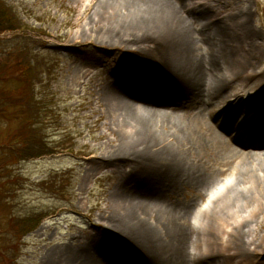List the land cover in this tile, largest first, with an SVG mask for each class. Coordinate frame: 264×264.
<instances>
[{
	"label": "bare ground",
	"instance_id": "1",
	"mask_svg": "<svg viewBox=\"0 0 264 264\" xmlns=\"http://www.w3.org/2000/svg\"><path fill=\"white\" fill-rule=\"evenodd\" d=\"M91 1L94 6L83 11L89 13L87 22L103 20L107 27L100 30L102 37L85 45L112 56L113 81L101 86L97 95L102 114L114 128L118 151L87 166L88 173L111 168L119 174L111 198L123 229L108 249L99 243L88 252L73 248L63 262L264 264V245L248 241L253 225L264 228V151L246 149L264 148V123L260 122L264 76L253 70L262 44L259 34L248 26L247 14L232 16L240 32L237 38L219 15L199 16L205 27L221 34L218 38L192 30L182 0ZM78 33L75 39L84 43L83 33ZM94 61L85 66L92 68ZM85 66L72 71L75 80L87 76ZM252 80L254 90L229 98L228 81L247 86ZM255 99L253 113L242 121L245 126L237 123L238 131L245 132L230 136V118L236 108L250 107ZM206 102L222 107L211 111ZM181 109L183 116L178 115ZM218 113L221 121L226 117L223 122H215ZM245 133L249 145L241 140ZM233 143L241 149L236 150ZM220 174L228 177L218 184L215 176ZM185 187L195 188L197 197L186 203L164 202L166 192L171 195ZM218 187L220 194L209 199ZM201 198L206 207L196 208ZM187 219L188 224L179 223Z\"/></svg>",
	"mask_w": 264,
	"mask_h": 264
},
{
	"label": "rangeland",
	"instance_id": "2",
	"mask_svg": "<svg viewBox=\"0 0 264 264\" xmlns=\"http://www.w3.org/2000/svg\"><path fill=\"white\" fill-rule=\"evenodd\" d=\"M2 1L12 7L20 17L21 22L18 26L23 28V31L2 33L0 52L1 49L14 50L16 45L27 43L28 49L33 53V66H38L34 70L39 83L35 86L37 99L41 96L45 97L44 103L50 106L53 112L43 123L42 129L38 125H33V128L37 129L35 136L44 138L50 145L49 150L56 146L53 144L56 142L62 143L60 148H70L63 151L54 149L52 154L38 158L27 157L20 160L16 166L10 167L13 168L14 173L20 175L21 179L13 185L18 191L12 204L13 214L18 217L37 213L43 215L39 225L21 239L14 262L15 264H65L64 257L73 248H82L88 252L89 248L97 247L99 243L108 249L110 243L121 236L120 229H123L119 221L120 211L111 198V190L120 180L119 174L111 168L88 173L90 168L87 166L95 158L111 157L118 151L117 136L107 117L102 114L101 102L97 95L101 86L113 81L112 56L108 51H98L95 47L85 45L86 41L95 42V38L102 37L104 31L100 30L107 26L103 20L94 21L92 24L87 22L89 13L87 15L83 11L88 5L94 6L95 1L91 0ZM180 3L183 4L181 5L184 7V12L190 18L192 30L217 35L218 38L221 34L214 30V27H205L204 20L199 19V16L219 15L225 19L226 27L237 38L240 37V32L233 23L236 17L232 20V16L246 13L248 26L259 34V42L262 44L261 53L257 58L258 63L253 70L264 76V0H182ZM90 13L92 14L91 10ZM78 32L83 33L81 40L84 43H80L78 38L75 39L79 35ZM150 42L151 39L145 44L149 45ZM232 43L235 41H230V44ZM136 44L141 43L137 40ZM244 45L246 44H242ZM201 49L206 54L207 48L202 45ZM36 56L38 58H35ZM89 61L95 62L92 68L85 66ZM0 62L4 66V57ZM83 66L89 71L87 76L75 80L72 71L76 67ZM49 67L51 71H47ZM27 72L28 70L24 72L26 76L23 77L28 79ZM12 73H15V69ZM17 79L25 80L21 72H17ZM227 83L230 84L227 85L226 90L229 98L240 91H252L256 85L255 80L249 81L247 86L238 81ZM11 85L14 83L11 82ZM2 91H5L4 87H0V103L4 106L10 105V100H6L7 93L2 94ZM206 105L211 111L214 106L217 109L222 107L217 102H206ZM255 106H257L256 99L252 101L250 107H244L242 104L236 108L237 113L230 118L228 129L230 136L235 138L245 132L238 131L240 126L237 122L240 124ZM0 114V142H3L17 125L11 122L12 116H7L2 109ZM183 114H185L184 109H181L178 115L183 116ZM220 116L221 113L214 116L215 122H223L226 118L221 121ZM229 116L230 114H227V117ZM260 117L261 115L255 117L256 121ZM260 122L264 123V116L260 118ZM255 130L259 132L262 127ZM247 137L248 134L245 133L241 140L246 142ZM233 147L236 150L241 149L235 143ZM246 149L253 153L264 151V148L255 147ZM2 156L6 155H2L0 151V159ZM127 163H132L131 157ZM54 173L65 174L69 179L68 190L63 195L47 190V186L43 192L39 189L38 184L50 183V175ZM227 177L228 174H220L215 176V179L219 184ZM221 190L220 187L214 189L208 195L209 199L215 198ZM197 195L195 188L185 187L177 189L171 195L166 192L163 200L168 202L169 199H174L175 203H186ZM196 203L198 204L196 208H204L207 202L201 198ZM189 221L190 219L180 220L179 223L188 224ZM195 223L198 224L199 221ZM248 241L250 243L259 241L264 245V228L258 230L253 225ZM196 248L195 245L193 249Z\"/></svg>",
	"mask_w": 264,
	"mask_h": 264
},
{
	"label": "trees",
	"instance_id": "3",
	"mask_svg": "<svg viewBox=\"0 0 264 264\" xmlns=\"http://www.w3.org/2000/svg\"><path fill=\"white\" fill-rule=\"evenodd\" d=\"M20 22L17 13L0 0V34L6 31L22 30L23 28L18 26ZM1 50L0 61L4 57L5 64L3 66L0 62V87L5 88L2 94L7 93L8 99L4 98L10 100V105L4 106L0 103V110L5 111L7 116H12L11 122H15L17 128L11 131L12 133L4 139L5 141L0 142V151L2 155H6L0 159V170H2L0 171V264H15V254L19 251L21 239L39 225L43 215L37 213L18 217L13 214L12 204L18 193L13 185L21 179L20 175L14 173L13 168L10 167L16 166L20 160L27 157L37 158L52 154L54 149L63 151L70 148H60L62 143L56 142L53 143L56 146L49 150L50 145L47 141L40 136H35L37 129L33 128V125H38L39 128L44 127L43 123L53 112L51 107L44 103L45 97L41 96L37 99L35 86L38 78L34 70L38 66H33V53L28 49L27 43L21 46L16 45L14 50L12 48ZM14 69L15 73H12ZM27 70L28 79L23 77ZM51 70L50 67L47 69V71ZM17 72H21L22 78L27 81L18 80ZM11 82L14 85H11ZM49 179H51L50 183L43 182L39 185L42 191L47 188L51 192H59L62 195L67 192L69 179L65 174L54 173ZM51 183L53 185H49Z\"/></svg>",
	"mask_w": 264,
	"mask_h": 264
}]
</instances>
